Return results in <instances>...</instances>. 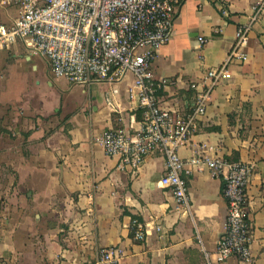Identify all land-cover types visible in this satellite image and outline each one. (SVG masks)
Instances as JSON below:
<instances>
[{
  "label": "crops",
  "instance_id": "obj_1",
  "mask_svg": "<svg viewBox=\"0 0 264 264\" xmlns=\"http://www.w3.org/2000/svg\"><path fill=\"white\" fill-rule=\"evenodd\" d=\"M1 1L0 24H11L17 7ZM260 2L246 60L229 63L231 75L213 87L196 132L179 149L187 158L206 144L225 160L253 164L245 209L250 264H264V0H181L151 65L155 79L168 81L157 103L187 111L190 83H204L207 68L225 61L237 26ZM123 77L73 84L22 41L0 49V264H93L110 245L122 249L121 264H207L204 251L212 264H241L234 256L215 261L227 208L221 177L187 165V210L160 185V153L132 173L104 151L105 130L134 133L141 125L132 74ZM134 217L147 224L145 239L132 237Z\"/></svg>",
  "mask_w": 264,
  "mask_h": 264
},
{
  "label": "built area",
  "instance_id": "obj_2",
  "mask_svg": "<svg viewBox=\"0 0 264 264\" xmlns=\"http://www.w3.org/2000/svg\"><path fill=\"white\" fill-rule=\"evenodd\" d=\"M17 7L11 24H0V49L22 41L28 52L47 58L55 76L73 84L117 83L132 74L134 94L142 110L141 125L134 133L125 128H108L98 138L106 154L119 158L118 168L135 173L144 158L158 152L164 157L165 172L159 182L171 189L179 207L189 210L187 176L191 165L207 168L222 179L227 202L224 230L218 237L215 261L231 256L241 264L252 260V234L246 218L247 188L253 164L225 160L211 146L199 145L194 154L181 157L179 149L196 132L205 114L213 87L229 77V63L244 61L251 24L263 12V2L251 7L247 23L237 26L234 42L225 61L207 68L205 82L193 81L194 101L187 111L163 107L156 101L157 91L168 84L152 76L151 65L158 48L172 34L174 17L181 0H2ZM200 42L205 39L198 36ZM117 88L112 89L116 93ZM146 225L131 220L132 237L145 239ZM159 229V226H156ZM207 264H212L204 251ZM119 246H104L93 264H121Z\"/></svg>",
  "mask_w": 264,
  "mask_h": 264
}]
</instances>
